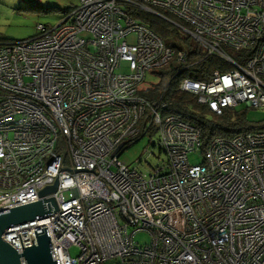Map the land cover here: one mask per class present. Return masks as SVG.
Listing matches in <instances>:
<instances>
[{"label":"built area","instance_id":"built-area-1","mask_svg":"<svg viewBox=\"0 0 264 264\" xmlns=\"http://www.w3.org/2000/svg\"><path fill=\"white\" fill-rule=\"evenodd\" d=\"M129 8L186 23L174 24L199 59L166 46ZM175 56L176 75L219 61L207 80L179 82L215 114L264 111V0H79L57 25L0 40V210L37 201L57 177L45 198L58 209L3 233L18 253L47 233L56 264H264V129L202 149L199 129L165 114L163 92L141 95L155 85L141 87L146 74ZM152 128L164 157L151 171L141 160L129 168L119 154Z\"/></svg>","mask_w":264,"mask_h":264},{"label":"trees","instance_id":"trees-1","mask_svg":"<svg viewBox=\"0 0 264 264\" xmlns=\"http://www.w3.org/2000/svg\"><path fill=\"white\" fill-rule=\"evenodd\" d=\"M71 8H68L66 13ZM153 9L165 18L133 8H129L128 10L131 16L146 24L149 29L159 35L166 46L178 51L186 50L189 55V61H197L201 54L199 48L193 41L192 43L189 42L190 38L185 36L182 30L174 24H179L187 29L186 23L163 9ZM218 64L219 61L215 58L201 59L191 71L185 70L176 75V68L180 63L175 56L167 66L157 72L159 80L153 88L151 90H144L141 94L142 96L145 95L148 98H153L163 92V98L171 101V105L166 109L165 114L178 115L199 129L202 149L216 136L231 138L239 133L255 132L264 129V118L259 121L248 119V109L246 108H230L226 109L221 115H217L207 106L200 104L195 95L179 90V82L184 77L207 80L210 71L217 67ZM153 135H155L154 128H152L148 137L152 138Z\"/></svg>","mask_w":264,"mask_h":264},{"label":"rangeland","instance_id":"rangeland-1","mask_svg":"<svg viewBox=\"0 0 264 264\" xmlns=\"http://www.w3.org/2000/svg\"><path fill=\"white\" fill-rule=\"evenodd\" d=\"M79 0H0V40L21 41L33 37L37 33V25L55 26L60 23L68 8L78 5ZM128 43H135V35L129 34L126 37ZM189 42L192 43L190 39ZM117 72H128L127 64L122 62L121 68ZM159 75L148 72L141 87H148L156 84ZM248 119L259 121L264 118V111L249 108L247 111ZM155 135L149 138L148 135L141 136L137 141L125 145L119 155L129 168L138 166L141 160L143 169L151 171V167L158 161L157 146H152ZM148 156V157H147ZM164 157L160 152L159 158ZM146 160V162L144 161ZM191 163H200L201 157L198 152L189 155ZM150 236L146 232H139L135 235V241L139 245L147 244ZM72 256L78 253L77 247L69 250Z\"/></svg>","mask_w":264,"mask_h":264},{"label":"water","instance_id":"water-1","mask_svg":"<svg viewBox=\"0 0 264 264\" xmlns=\"http://www.w3.org/2000/svg\"><path fill=\"white\" fill-rule=\"evenodd\" d=\"M56 187L57 177L53 185H47L37 191L39 196L37 201L0 210V264H21V258L26 264H56L50 253V240L46 233L37 235V244L23 249L21 254L2 239L4 231L12 225L54 213L58 209L54 197L45 198V196L53 193Z\"/></svg>","mask_w":264,"mask_h":264},{"label":"bare ground","instance_id":"bare-ground-1","mask_svg":"<svg viewBox=\"0 0 264 264\" xmlns=\"http://www.w3.org/2000/svg\"><path fill=\"white\" fill-rule=\"evenodd\" d=\"M218 237H219V240L226 242V243H231L232 241V235L226 231H218Z\"/></svg>","mask_w":264,"mask_h":264},{"label":"clouds","instance_id":"clouds-1","mask_svg":"<svg viewBox=\"0 0 264 264\" xmlns=\"http://www.w3.org/2000/svg\"><path fill=\"white\" fill-rule=\"evenodd\" d=\"M73 7V6H72ZM147 13H149V12H147ZM152 14H154V13H152ZM66 15V14H65ZM173 23V22H172ZM188 55V54H187ZM188 57H189V55H188ZM181 68V64L176 68L177 70L176 71H178L179 69ZM185 71V70H184ZM182 72V71H181ZM180 72V73H181ZM145 90H151V88L150 89H146L145 88ZM143 93V92H142ZM138 140V139H137ZM137 140H134L133 142H135V141H137ZM133 142H131V143H133ZM125 147V146H124ZM124 149V148H123ZM123 151V150H122ZM120 155V154H119ZM48 215V214H47ZM36 219V218H35ZM34 220V219H33ZM13 226V225H12ZM5 232V231H4ZM47 234V233H46ZM3 235V234H2ZM41 235V234H40ZM37 237V236H36ZM3 239V238H2ZM50 240V239H49ZM36 244H37V241H36ZM36 244H34V245H36ZM49 247H50V245H49ZM23 251V250H22ZM22 253V252H21ZM21 253H19V254H21ZM50 253H51V249H50ZM51 256H52V254H51ZM52 259H53V257H52ZM54 260V259H53ZM22 261H24L23 260V258H21V264H22ZM55 261V260H54ZM24 263H25V261H24ZM56 263V262H55ZM26 264V263H25Z\"/></svg>","mask_w":264,"mask_h":264}]
</instances>
